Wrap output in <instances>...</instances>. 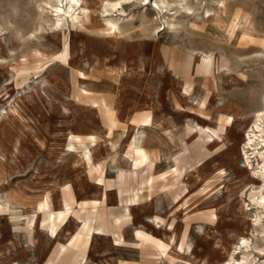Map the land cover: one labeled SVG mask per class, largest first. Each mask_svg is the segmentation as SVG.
I'll list each match as a JSON object with an SVG mask.
<instances>
[{"label":"rangeland","instance_id":"obj_1","mask_svg":"<svg viewBox=\"0 0 264 264\" xmlns=\"http://www.w3.org/2000/svg\"><path fill=\"white\" fill-rule=\"evenodd\" d=\"M66 2L0 0V264H264V0Z\"/></svg>","mask_w":264,"mask_h":264},{"label":"bare ground","instance_id":"obj_2","mask_svg":"<svg viewBox=\"0 0 264 264\" xmlns=\"http://www.w3.org/2000/svg\"><path fill=\"white\" fill-rule=\"evenodd\" d=\"M66 1V0H65ZM57 2H59V3H61L60 1H57ZM69 2V4H70V9L71 8H74V10H75V7L76 6H80L81 5V3H82V0H67V2L66 3H68ZM58 3V4H59ZM62 5H63V3H61ZM61 4H59V6L61 5ZM65 4V3H64ZM58 6V5H57ZM114 6V9H116V7L118 8L119 6H120V3H117V4H114L113 5ZM65 7V6H64ZM69 7V6H68ZM56 8V7H55ZM63 8V7H62ZM78 8V7H77ZM76 8V9H77ZM79 9V8H78ZM57 12H58V16H59V18L61 17V13L63 12V10L61 9V8H56L55 9ZM54 10V11H55ZM69 10V9H68ZM65 11V10H64ZM108 11V10H107ZM67 12V11H66ZM70 12H71V10H70ZM73 12V11H72ZM64 13V12H63ZM65 14V13H64ZM107 14V13H106ZM67 15V14H66ZM65 15V16H66ZM69 15V14H68ZM107 15H109V14H107ZM57 16V17H58ZM70 16V15H69ZM63 17H64V15H63ZM67 17V16H66ZM70 17H72V16H70ZM74 17V16H73ZM60 19H62V18H60ZM60 19H59V21H60ZM72 19V18H71ZM77 19H79V18H77ZM76 20V18L74 19V21ZM57 21H58V19H57ZM62 22V21H61ZM57 24H56V26H57V28H60V27H62L60 24H58V22H56ZM74 23V22H73ZM107 25H108V27H109V29L108 30H116L117 29V26H116V23H114V22H112V21H107ZM61 29V28H60ZM264 115V113L263 112H258V113H255V118L256 119H260V118H262V116ZM261 120V119H260ZM257 121V120H256ZM259 121V120H258ZM257 126V125H256ZM251 140V139H250ZM92 154H91V151L89 150L86 154L84 153V157L86 158V160L88 161V160H92V156H91Z\"/></svg>","mask_w":264,"mask_h":264}]
</instances>
